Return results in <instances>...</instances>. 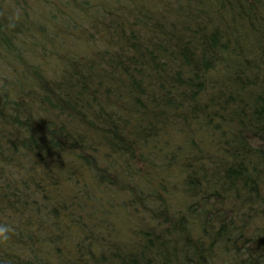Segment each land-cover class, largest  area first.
Listing matches in <instances>:
<instances>
[{
	"label": "trees",
	"instance_id": "trees-1",
	"mask_svg": "<svg viewBox=\"0 0 264 264\" xmlns=\"http://www.w3.org/2000/svg\"><path fill=\"white\" fill-rule=\"evenodd\" d=\"M0 264H264V0H0Z\"/></svg>",
	"mask_w": 264,
	"mask_h": 264
},
{
	"label": "clouds",
	"instance_id": "clouds-1",
	"mask_svg": "<svg viewBox=\"0 0 264 264\" xmlns=\"http://www.w3.org/2000/svg\"><path fill=\"white\" fill-rule=\"evenodd\" d=\"M10 231L11 229L8 225H0V240H8Z\"/></svg>",
	"mask_w": 264,
	"mask_h": 264
}]
</instances>
